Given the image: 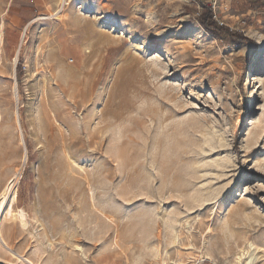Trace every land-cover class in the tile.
I'll list each match as a JSON object with an SVG mask.
<instances>
[{
  "label": "rangeland",
  "instance_id": "1",
  "mask_svg": "<svg viewBox=\"0 0 264 264\" xmlns=\"http://www.w3.org/2000/svg\"><path fill=\"white\" fill-rule=\"evenodd\" d=\"M205 6L223 32L203 25ZM162 117L163 150L191 185L152 181ZM213 143L225 146L205 152ZM122 148L146 165L134 185ZM70 165L89 189L65 177ZM18 170L0 264L199 261L171 248L176 230L207 241L203 264H237L246 240L264 250V0H0V192ZM21 210L44 238L12 218Z\"/></svg>",
  "mask_w": 264,
  "mask_h": 264
},
{
  "label": "bare ground",
  "instance_id": "2",
  "mask_svg": "<svg viewBox=\"0 0 264 264\" xmlns=\"http://www.w3.org/2000/svg\"><path fill=\"white\" fill-rule=\"evenodd\" d=\"M15 62H16V59H15ZM247 81L249 83L251 81V78L249 77ZM13 96L17 100V89H16L15 85L13 86ZM140 97L141 96L139 95L138 99H140ZM144 114H145V116L150 115L151 119L154 118L156 115L160 116V114L155 109H153V110L147 109V111H144ZM166 127H165V118L162 117L160 120L159 131H157L153 137L154 148L152 151L151 160L149 162L150 167L153 168L152 181H157V182H159L160 185H162L163 187L169 188V189L172 187L174 188L176 186L178 188V186L182 187V186H186V185H191L192 183H187V184L185 182L182 183V181L180 180V177H179L181 174L180 168H179L180 166H177V164H176L177 161L173 160L170 157L169 153L166 152L165 149L163 150V143L165 141L164 136H165L166 129H167ZM147 131L150 132L149 126H148ZM21 142L23 143V139H21ZM224 146H225L224 144L213 143L210 147H208L205 150V152H208L209 154H213V153L221 150ZM198 155L199 154H196L197 158H195V159H198V157H200ZM118 157L121 159L120 160L121 170L122 169L125 170L124 172L126 175L127 183L130 185L136 184L137 181H136L135 176L138 174V172H140L141 170H144V168L146 167L145 163L144 162L138 163L137 161H135L134 154L129 153L126 149H123V148L119 149ZM23 160H24V162L27 160V154L26 153L24 154ZM196 161H198V160H196ZM207 163H208V161H207ZM208 165H209V163H208ZM210 165H211V163H210ZM68 168L70 169L71 173L67 172L65 177H67L70 181H73L75 183L80 182V183H82V186H84L85 188H88V189L90 188V186H92V182H91V178H90L89 174H87V175L83 174L81 171H79L77 174L76 172H74V169L71 167V165ZM225 168H228V164L221 167L220 170L223 171ZM69 169H67V170H69ZM19 174H20V171L18 170L17 173L8 180V182L4 185V187L2 188V190L0 192V219H1V214L4 212V210L10 204H13L17 198V193H16L17 188L16 187H17V182L19 179ZM205 176H206L205 173H203V175L201 173H199V176H197V178H201V177H205ZM211 186H212L211 183H209V184H207L205 189H209V188H211ZM189 197L194 201L195 200L196 201H202L203 203L201 205L209 204V202H207V201L211 199V198H208L207 196H203L201 198L199 195H194V194L189 195ZM191 199H189L190 202H192ZM186 201H188V200H186ZM83 206L86 208V210H88L87 212L89 213V215L92 216L93 219L96 217H100L102 215V210L97 208V204L95 202H93V199H91V198L86 200V203L83 204ZM80 209H82V208H80ZM19 214H20V216H19ZM19 214H14L12 218L20 217V220H21L23 227H27V226L29 227L30 226L31 229L33 230L34 235L37 238H39V239H42V237L44 238V236H42L43 227L39 223V220L36 217L27 219L26 213L22 210L20 211ZM185 223H186V227H188V229H190L191 228L190 220L186 219ZM178 231L180 232V230H176L174 232V235H171V237H170L171 248L177 247L179 249L180 248L184 249V250L191 249L193 251L199 252L201 260L195 261V262L192 260V262H194V264H202V259H204V258H206V260H212L211 257L208 255L207 241L203 242V246L201 249L199 247H197L195 244H193L192 242L189 244L182 243L180 241L182 239V237L180 236L182 232L179 234ZM191 232L192 231H190V233ZM208 232L212 233V229L210 228L208 230ZM188 233H189V231H188ZM202 236L204 237V235H202ZM49 245H50V247H52L53 243L49 242ZM77 248H78V250L83 251V249L81 247H77ZM205 250H207V253L204 252ZM156 251H159V247L157 248ZM161 251H162V249H161ZM203 252H204V254H201ZM81 255L84 258H86V255L84 254V252H82ZM157 255H158V253H157ZM236 258H237V264H256L257 262L264 260V250L259 248L253 241L246 240L244 247L241 248V250L239 251V254ZM175 264H182V263H175Z\"/></svg>",
  "mask_w": 264,
  "mask_h": 264
},
{
  "label": "trees",
  "instance_id": "3",
  "mask_svg": "<svg viewBox=\"0 0 264 264\" xmlns=\"http://www.w3.org/2000/svg\"><path fill=\"white\" fill-rule=\"evenodd\" d=\"M205 10H207L202 18L203 25L209 30V31H217V32H223V28L219 27L215 22L212 20V9L210 6H205ZM18 72H21V68L18 69Z\"/></svg>",
  "mask_w": 264,
  "mask_h": 264
},
{
  "label": "built area",
  "instance_id": "4",
  "mask_svg": "<svg viewBox=\"0 0 264 264\" xmlns=\"http://www.w3.org/2000/svg\"><path fill=\"white\" fill-rule=\"evenodd\" d=\"M199 260H201V259H199ZM205 261H206V258L202 259V264L205 263Z\"/></svg>",
  "mask_w": 264,
  "mask_h": 264
}]
</instances>
